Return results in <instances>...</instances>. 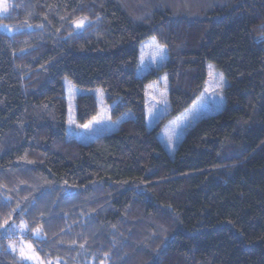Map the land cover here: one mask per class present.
Masks as SVG:
<instances>
[{"label": "trees", "instance_id": "trees-1", "mask_svg": "<svg viewBox=\"0 0 264 264\" xmlns=\"http://www.w3.org/2000/svg\"><path fill=\"white\" fill-rule=\"evenodd\" d=\"M1 24L0 264H27L2 238L19 224L44 264H264V0H9ZM151 37L166 60L137 76ZM207 63L224 104L170 156L157 134ZM163 74L168 111L149 129L145 86ZM63 78L132 118L69 138ZM75 107L79 124L98 110L91 93Z\"/></svg>", "mask_w": 264, "mask_h": 264}, {"label": "rangeland", "instance_id": "rangeland-1", "mask_svg": "<svg viewBox=\"0 0 264 264\" xmlns=\"http://www.w3.org/2000/svg\"><path fill=\"white\" fill-rule=\"evenodd\" d=\"M9 0H0V16L4 17L8 13ZM88 24L85 19H79L73 24L75 32L82 30ZM0 31L11 34V29L7 24L0 25ZM166 48L157 43L151 37L141 43L139 48V62L137 76H143L151 70L158 69L166 60ZM207 77L203 86V91L195 102L183 113L168 120L159 130L157 138L163 145L168 155H172L186 130L198 119L219 111L223 104L222 89L225 80L218 73L212 64H206ZM64 96L67 105L66 133L69 138H74L77 142L87 144L96 137L116 131L118 125L130 118V112H124L115 119L110 117V107L104 103L102 92L99 89L86 90L71 84L66 78L62 79ZM167 79L165 75H160L157 82L145 86L144 114L147 128L154 127L155 123L168 111L167 103ZM91 93L97 104V114L84 124L76 122L75 99L78 95ZM24 225H10L4 232L2 238L9 244V250L17 253L27 264H44L37 256L34 247L22 236L26 233ZM38 235V233L36 232ZM34 234L35 237L37 235ZM16 246V250H14ZM51 264V263H49ZM86 264H94L89 262Z\"/></svg>", "mask_w": 264, "mask_h": 264}]
</instances>
